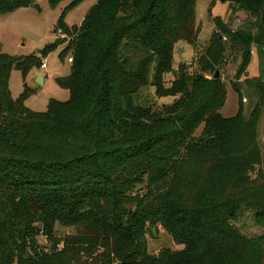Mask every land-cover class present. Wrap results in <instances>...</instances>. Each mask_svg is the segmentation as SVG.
<instances>
[{
	"label": "trees",
	"instance_id": "obj_1",
	"mask_svg": "<svg viewBox=\"0 0 264 264\" xmlns=\"http://www.w3.org/2000/svg\"><path fill=\"white\" fill-rule=\"evenodd\" d=\"M36 1L0 0V13ZM217 1L249 20L233 30L212 19L204 48L197 0H100L80 26L62 18L56 31L71 41L61 60L73 63L56 82L70 100L45 112L26 106L33 91L14 100L10 90L13 69L26 74L41 60L0 44V264H264V232L235 226L250 213L264 231V69L248 71L253 49L264 48V0ZM182 43L195 51L193 72L176 68ZM228 53L241 59L233 118L221 115L227 87L214 79ZM258 60L261 68L260 52ZM152 89L173 102L156 108ZM153 227L184 249L151 255Z\"/></svg>",
	"mask_w": 264,
	"mask_h": 264
},
{
	"label": "rangeland",
	"instance_id": "obj_2",
	"mask_svg": "<svg viewBox=\"0 0 264 264\" xmlns=\"http://www.w3.org/2000/svg\"><path fill=\"white\" fill-rule=\"evenodd\" d=\"M100 0H83L81 3L66 10L72 0L60 1L56 7H52L49 0H37L36 5L31 8L18 9L9 14L0 13V44L3 53L12 57H31L35 56L41 61H45L47 68L41 69L38 66L32 67L26 74L19 69H13L10 77V90L12 98L17 100L29 89L34 93L26 101V106L35 112L47 111L48 105L52 100L58 102H67L70 100L68 90L60 87L56 79L67 77L71 74V64L68 60L73 58L72 55L67 56L64 61L61 60V54L65 48L69 46L71 35L68 32L57 30L59 21L63 18L65 25L68 28L80 26L84 21L89 11ZM231 11L229 5L215 0H197L196 3V21L200 28L199 43L200 47L204 48L210 42L215 32L212 19L219 18L228 23V27L233 30L245 29L246 22L249 17L244 13H238L236 17L230 18ZM61 31V32H60ZM62 33V34H60ZM256 34V32H254ZM60 35V36H59ZM58 43L59 47L54 48L47 56L42 57L41 53L45 48ZM183 49V52L179 49ZM263 58L260 62L258 60ZM195 51L192 46L182 43L175 53V65L186 64L191 66V72L197 68L194 60ZM253 61L248 69L250 78L260 75V71L264 69V48L262 50L252 51ZM233 53H228L225 58V63L220 70L221 78H223L227 87V101L221 115L224 118H233L239 110V99L235 91L232 89L233 83H238L236 77L241 59H235ZM44 78L43 83L39 82V78ZM212 78L210 75L207 76ZM246 76H243L241 81ZM240 86V84L238 83ZM244 100L243 104L248 109L250 100L247 94V89L242 87ZM154 90L150 91V100L156 103V108L161 109L164 105L173 102L172 99L158 100L154 96ZM202 132L200 129L197 132L199 135ZM259 142L264 154V115L259 126ZM235 226L248 237L261 235L264 231L255 225L253 215L245 213ZM63 236V235H60ZM40 244L46 250L52 247L47 243L44 237L40 238ZM163 249H172L182 251L181 245H176L174 240L162 229L155 230L148 239V250L151 255L159 254Z\"/></svg>",
	"mask_w": 264,
	"mask_h": 264
},
{
	"label": "water",
	"instance_id": "obj_3",
	"mask_svg": "<svg viewBox=\"0 0 264 264\" xmlns=\"http://www.w3.org/2000/svg\"><path fill=\"white\" fill-rule=\"evenodd\" d=\"M179 50L183 52V49L180 48ZM37 52L40 53L41 51L38 50ZM220 78H221L220 70H217V71H216V74H215V76H214V79H215V80H219ZM43 81H44V78L40 77V78H39V82H40V83H43ZM152 230H153V233H155V227H153Z\"/></svg>",
	"mask_w": 264,
	"mask_h": 264
},
{
	"label": "built area",
	"instance_id": "obj_4",
	"mask_svg": "<svg viewBox=\"0 0 264 264\" xmlns=\"http://www.w3.org/2000/svg\"><path fill=\"white\" fill-rule=\"evenodd\" d=\"M61 32V31H60ZM62 34V33H60ZM60 36V35H59ZM73 59V58H72ZM72 59H69L68 60V63L69 64H72L73 63V60ZM41 64H42V68L41 69H46L47 68V65H46V62L45 61H41Z\"/></svg>",
	"mask_w": 264,
	"mask_h": 264
}]
</instances>
